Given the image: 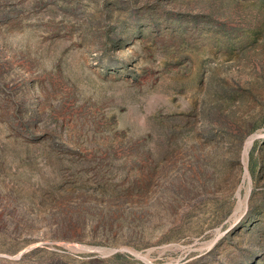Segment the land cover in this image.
<instances>
[{"label": "rangeland", "instance_id": "374dc122", "mask_svg": "<svg viewBox=\"0 0 264 264\" xmlns=\"http://www.w3.org/2000/svg\"><path fill=\"white\" fill-rule=\"evenodd\" d=\"M0 264H264V0H0Z\"/></svg>", "mask_w": 264, "mask_h": 264}, {"label": "bare ground", "instance_id": "6f19581e", "mask_svg": "<svg viewBox=\"0 0 264 264\" xmlns=\"http://www.w3.org/2000/svg\"><path fill=\"white\" fill-rule=\"evenodd\" d=\"M251 139H252V138H251ZM249 143L251 144V143H252V140H251V141L249 140ZM246 150H247V149H246ZM246 153H247V152H246ZM245 161H246V160H245ZM247 167H248V166H247ZM246 172H247V171H246ZM249 173H250V172H249ZM247 175H248V174H247Z\"/></svg>", "mask_w": 264, "mask_h": 264}]
</instances>
